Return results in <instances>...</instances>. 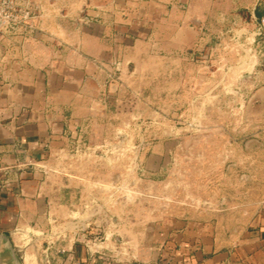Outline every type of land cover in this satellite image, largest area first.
<instances>
[{"label":"rangeland","instance_id":"rangeland-1","mask_svg":"<svg viewBox=\"0 0 264 264\" xmlns=\"http://www.w3.org/2000/svg\"><path fill=\"white\" fill-rule=\"evenodd\" d=\"M89 3L99 14L83 23L102 15L142 45L108 65L37 179L98 219L100 238L111 217L146 212L249 224L264 203V0Z\"/></svg>","mask_w":264,"mask_h":264},{"label":"crops","instance_id":"crops-1","mask_svg":"<svg viewBox=\"0 0 264 264\" xmlns=\"http://www.w3.org/2000/svg\"><path fill=\"white\" fill-rule=\"evenodd\" d=\"M19 1L39 18L32 33L0 35V264H18L14 254L19 264H264V203L244 227L225 215H115L100 238L98 219L87 223L86 211H72L74 200L58 199L37 179L108 65L142 44L102 15L83 23L99 14L92 0ZM100 203L93 195L78 204Z\"/></svg>","mask_w":264,"mask_h":264},{"label":"built area","instance_id":"built-area-1","mask_svg":"<svg viewBox=\"0 0 264 264\" xmlns=\"http://www.w3.org/2000/svg\"><path fill=\"white\" fill-rule=\"evenodd\" d=\"M36 15L19 0H0V35L34 32Z\"/></svg>","mask_w":264,"mask_h":264},{"label":"trees","instance_id":"trees-1","mask_svg":"<svg viewBox=\"0 0 264 264\" xmlns=\"http://www.w3.org/2000/svg\"><path fill=\"white\" fill-rule=\"evenodd\" d=\"M255 15L258 19H261L264 16V11H262L260 8H257L255 11Z\"/></svg>","mask_w":264,"mask_h":264},{"label":"water","instance_id":"water-1","mask_svg":"<svg viewBox=\"0 0 264 264\" xmlns=\"http://www.w3.org/2000/svg\"><path fill=\"white\" fill-rule=\"evenodd\" d=\"M11 250L13 251V248L12 247H11ZM13 253H14V251H13ZM14 258H15L16 263L19 264L20 262H19L18 258L15 256V254H14Z\"/></svg>","mask_w":264,"mask_h":264}]
</instances>
